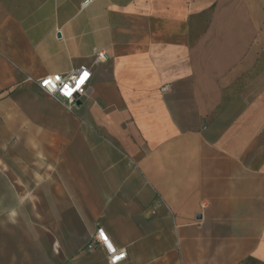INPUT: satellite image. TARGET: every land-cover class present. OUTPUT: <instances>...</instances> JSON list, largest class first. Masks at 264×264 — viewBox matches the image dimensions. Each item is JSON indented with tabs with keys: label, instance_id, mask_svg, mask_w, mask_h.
<instances>
[{
	"label": "crops",
	"instance_id": "obj_1",
	"mask_svg": "<svg viewBox=\"0 0 264 264\" xmlns=\"http://www.w3.org/2000/svg\"><path fill=\"white\" fill-rule=\"evenodd\" d=\"M82 1L0 0V264H264L261 2Z\"/></svg>",
	"mask_w": 264,
	"mask_h": 264
},
{
	"label": "built area",
	"instance_id": "obj_2",
	"mask_svg": "<svg viewBox=\"0 0 264 264\" xmlns=\"http://www.w3.org/2000/svg\"><path fill=\"white\" fill-rule=\"evenodd\" d=\"M92 1L83 0L81 7H86ZM94 56V61L98 62L105 57V52L95 49ZM90 75L89 69L80 67L66 73L46 74L38 79L36 84L42 91L63 101L68 110H72L76 107L77 101L86 94ZM167 87L163 86L162 90H166ZM96 245L105 250L108 264H118L126 258V250L114 246L101 228H97L93 233L88 248H93Z\"/></svg>",
	"mask_w": 264,
	"mask_h": 264
},
{
	"label": "rangeland",
	"instance_id": "obj_3",
	"mask_svg": "<svg viewBox=\"0 0 264 264\" xmlns=\"http://www.w3.org/2000/svg\"><path fill=\"white\" fill-rule=\"evenodd\" d=\"M258 1L259 3L261 2V5H262V10L264 12V0H256ZM263 56L264 57V42H263V46H262V49H260L259 51H256L255 53V58L256 60L259 59V57Z\"/></svg>",
	"mask_w": 264,
	"mask_h": 264
},
{
	"label": "water",
	"instance_id": "obj_4",
	"mask_svg": "<svg viewBox=\"0 0 264 264\" xmlns=\"http://www.w3.org/2000/svg\"><path fill=\"white\" fill-rule=\"evenodd\" d=\"M78 104H79V101H77L76 105H78Z\"/></svg>",
	"mask_w": 264,
	"mask_h": 264
}]
</instances>
